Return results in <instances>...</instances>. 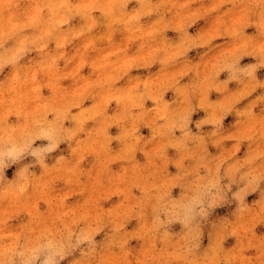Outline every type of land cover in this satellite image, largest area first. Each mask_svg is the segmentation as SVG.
<instances>
[{"label": "rangeland", "instance_id": "374dc122", "mask_svg": "<svg viewBox=\"0 0 264 264\" xmlns=\"http://www.w3.org/2000/svg\"><path fill=\"white\" fill-rule=\"evenodd\" d=\"M0 264H264V0H0Z\"/></svg>", "mask_w": 264, "mask_h": 264}]
</instances>
